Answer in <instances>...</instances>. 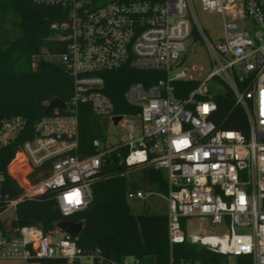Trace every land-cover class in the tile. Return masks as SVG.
Returning <instances> with one entry per match:
<instances>
[{"label":"built area","instance_id":"2783aa9c","mask_svg":"<svg viewBox=\"0 0 264 264\" xmlns=\"http://www.w3.org/2000/svg\"><path fill=\"white\" fill-rule=\"evenodd\" d=\"M194 1L34 0L66 12L52 24L64 50L44 55L71 77L72 92L62 100L64 108L51 109L32 125L22 116L0 119V260L139 264L133 257L116 262L98 248L84 251L59 228L45 234L39 225L15 224L20 202L49 192L64 216L86 208L93 184L115 155L131 170L151 166L164 172L170 245L188 242L264 264V0H197L202 11L221 16L214 40L199 24ZM188 39L207 48L211 68L204 77L176 70ZM122 67L161 76L147 86L130 83L124 91L130 110L117 112L105 76ZM182 80L196 83L185 89L177 84ZM227 92L242 109L245 129L223 128L232 110L221 114L216 96ZM83 104L107 121L87 153L79 142ZM110 125L124 134L114 137ZM8 147L13 154L3 164ZM126 198L145 194L129 190ZM193 217L224 231L188 236L186 222Z\"/></svg>","mask_w":264,"mask_h":264},{"label":"trees","instance_id":"16d2710c","mask_svg":"<svg viewBox=\"0 0 264 264\" xmlns=\"http://www.w3.org/2000/svg\"><path fill=\"white\" fill-rule=\"evenodd\" d=\"M65 10L58 6L44 5L34 0H0V119L13 116L26 118L29 125L44 115L46 103L53 98L67 101L72 92L71 77L62 66L45 60V53H61L62 41L55 38L52 27L65 19ZM40 56L35 68L34 57ZM161 73L136 71L128 67L110 71L105 76V92L114 103L115 111L130 110L124 100V91L132 82L144 86L153 83ZM196 82L182 80L178 85L190 89ZM181 95V92L177 93ZM220 98V99H219ZM224 98V99H222ZM219 112L231 111V119L223 125L227 129H245L246 121L242 109L234 106L229 92L217 95ZM107 121L96 116L88 104L79 110V142L85 153L91 151V141L103 136ZM2 156L5 164L13 154L8 147ZM102 177L92 186L93 199L90 204L72 215L60 212L55 194H42L20 202L16 209L15 224L41 226L45 234L59 231L56 223L62 219L81 221L83 227L76 238L84 250L98 248L107 258L119 262L124 257H133L139 264H227L221 254L206 247L188 242L170 245L167 234L166 212L133 214L126 193L151 187L161 194L167 193L165 174L160 169L146 166L140 169L138 180H129L132 170L120 163L117 156L107 159ZM121 173H123L121 175ZM10 182V177H7ZM184 225V220H182ZM39 264H76L61 258L29 260ZM235 264H251L247 256H238Z\"/></svg>","mask_w":264,"mask_h":264},{"label":"rangeland","instance_id":"374dc122","mask_svg":"<svg viewBox=\"0 0 264 264\" xmlns=\"http://www.w3.org/2000/svg\"><path fill=\"white\" fill-rule=\"evenodd\" d=\"M195 0V15L196 18L203 28L205 34L212 40L216 39L221 32V16L216 13H209L202 11ZM45 60H49L50 57L43 55ZM191 67L195 68V72H191ZM211 68V63L209 59V53L207 48L201 42L188 39L186 43V49L183 52L180 60V65L176 68L177 71L185 69L191 74H196L204 77L208 74ZM175 70V71H176ZM110 133L114 137H119L124 131L114 125H110ZM116 133V134H115ZM119 133V135H118ZM141 175L140 169H133L130 173H127V178L129 180H138ZM145 194L144 199L129 198L127 199L130 211L133 214L141 213L144 211L149 212H167L166 200L161 196L162 194L151 187L142 188ZM14 212L9 211L7 217H13ZM224 230L220 225H213L206 219H200L197 217L190 218L186 222V233L188 236L199 235V234H219ZM227 264H235L236 257L234 256H223ZM0 264H39L38 262L21 260V259H10V260H0ZM189 264H201L200 262H191Z\"/></svg>","mask_w":264,"mask_h":264},{"label":"water","instance_id":"95a60500","mask_svg":"<svg viewBox=\"0 0 264 264\" xmlns=\"http://www.w3.org/2000/svg\"><path fill=\"white\" fill-rule=\"evenodd\" d=\"M64 106H65V104L61 99L53 98L52 100H50L48 102V104L45 108V112L47 113L53 108H64ZM117 119H118V117L113 118L114 123H116ZM10 226H11V222L9 223L7 228L9 229ZM56 227H58L61 231H63L64 233H66L70 237L76 239L79 236V233L83 227V224L81 221L73 222L69 219H62L56 223Z\"/></svg>","mask_w":264,"mask_h":264}]
</instances>
